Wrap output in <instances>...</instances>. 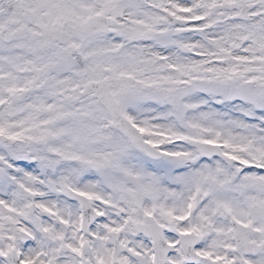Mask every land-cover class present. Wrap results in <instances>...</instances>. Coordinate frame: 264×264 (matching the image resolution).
Returning a JSON list of instances; mask_svg holds the SVG:
<instances>
[{"label":"snow or ice","instance_id":"1","mask_svg":"<svg viewBox=\"0 0 264 264\" xmlns=\"http://www.w3.org/2000/svg\"><path fill=\"white\" fill-rule=\"evenodd\" d=\"M0 264H264V0H0Z\"/></svg>","mask_w":264,"mask_h":264}]
</instances>
